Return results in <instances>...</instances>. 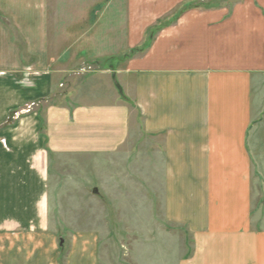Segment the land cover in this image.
<instances>
[{"label": "crops", "instance_id": "0c3cea01", "mask_svg": "<svg viewBox=\"0 0 264 264\" xmlns=\"http://www.w3.org/2000/svg\"><path fill=\"white\" fill-rule=\"evenodd\" d=\"M203 1L124 0L126 46L104 61L80 39L59 50L48 0H0V264L57 262L41 243L57 237L51 155H118L142 139L148 204L161 171L165 223L193 236L179 264H264V0ZM115 15L101 17L107 34ZM153 28L147 51L125 59ZM89 55L115 70H93Z\"/></svg>", "mask_w": 264, "mask_h": 264}, {"label": "rangeland", "instance_id": "374dc122", "mask_svg": "<svg viewBox=\"0 0 264 264\" xmlns=\"http://www.w3.org/2000/svg\"><path fill=\"white\" fill-rule=\"evenodd\" d=\"M235 1L207 0L200 5L207 8ZM196 5L189 3L186 7ZM124 8V0H48L51 41L60 39L59 50L62 51L69 42L80 39V47L87 49L88 54L89 48L95 47L96 54L100 52L101 58L109 61L112 54L120 52L115 47L121 45L122 39L123 47L126 46L125 34H121L125 29ZM106 11L112 16H106ZM115 12H118L117 27L114 26L107 34L101 17L106 16V22L110 18L114 21ZM70 34L72 38L68 39ZM123 52L125 59L144 54L142 50ZM89 60L97 63L93 70L103 66L102 61H98L100 58ZM100 70L115 69L106 65ZM138 144L124 146L119 156L109 151L107 155L92 152L70 156L65 152L49 157V233L57 237L53 236V247L52 242L46 239L41 243L45 254L50 251L57 253L54 264H67L71 258L76 261L82 257L92 260L93 264H179L183 255H191V233L186 234L184 228L180 231L179 226H167L165 223L168 218L163 204L164 195L158 185L161 171H157L158 176L155 177L154 208L147 202V141L142 139ZM157 165L160 167L161 163ZM262 191L261 197H264V185ZM260 206L262 209L257 211L254 221L264 228V202Z\"/></svg>", "mask_w": 264, "mask_h": 264}, {"label": "trees", "instance_id": "16d2710c", "mask_svg": "<svg viewBox=\"0 0 264 264\" xmlns=\"http://www.w3.org/2000/svg\"><path fill=\"white\" fill-rule=\"evenodd\" d=\"M224 4H228V5H231V3H229V2H226V3H224ZM188 4H183L181 7H179L178 9H177V11L173 14V16H172V20H177L178 19V17L186 10V9H188L186 6H187ZM219 5H222V3H220V4H218V6ZM160 22H162V21H160ZM160 22H159V24H160ZM156 34H157V32L154 30V28L153 29H151V30H149V32L147 33V38H146V40H145V42L143 43V45H142V47H140V48H138V49H136L135 51H140V50H142L144 53L147 51V49H148V47H149V44H150V42H152L153 41V39H154V37L156 36ZM135 51H133V52H135Z\"/></svg>", "mask_w": 264, "mask_h": 264}, {"label": "water", "instance_id": "95a60500", "mask_svg": "<svg viewBox=\"0 0 264 264\" xmlns=\"http://www.w3.org/2000/svg\"><path fill=\"white\" fill-rule=\"evenodd\" d=\"M62 242V244H63V241H61Z\"/></svg>", "mask_w": 264, "mask_h": 264}]
</instances>
